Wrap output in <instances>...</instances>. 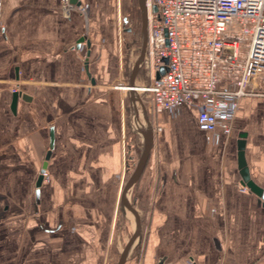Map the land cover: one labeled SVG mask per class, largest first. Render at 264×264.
<instances>
[{"label":"crops","instance_id":"obj_1","mask_svg":"<svg viewBox=\"0 0 264 264\" xmlns=\"http://www.w3.org/2000/svg\"><path fill=\"white\" fill-rule=\"evenodd\" d=\"M0 2V264H112L133 233L124 240L117 228L143 145L141 107L126 89L142 39L125 74L120 0H78L83 11L61 0ZM147 48L138 87L149 82L139 74ZM13 90L30 98L14 112ZM137 96L153 133L133 185L144 210L134 203L139 263L264 264V208L237 165L242 139L249 179L264 189V96L241 99L230 133L211 141L196 108L169 117Z\"/></svg>","mask_w":264,"mask_h":264},{"label":"built area","instance_id":"obj_2","mask_svg":"<svg viewBox=\"0 0 264 264\" xmlns=\"http://www.w3.org/2000/svg\"><path fill=\"white\" fill-rule=\"evenodd\" d=\"M145 6L149 82L138 91L169 117L182 107L196 108L197 128L207 141L217 132L227 136L240 100L264 96V0H145ZM164 59L167 70L156 79Z\"/></svg>","mask_w":264,"mask_h":264},{"label":"water","instance_id":"obj_3","mask_svg":"<svg viewBox=\"0 0 264 264\" xmlns=\"http://www.w3.org/2000/svg\"><path fill=\"white\" fill-rule=\"evenodd\" d=\"M137 1V6L139 9V15H140V33H141V51L139 56L135 58L133 63L131 64V67L129 69L128 73V84L126 86V89L130 92V94L136 99V101L140 104L141 107V112H142V121H141V128L140 131L142 133L143 137V145L142 149L140 152V155L138 157V160L134 166L133 171L131 172L130 176L128 177L122 192L120 194V201L122 205L131 213V215L134 218V230L132 235L127 239V241L124 243L122 248L120 249L115 264H125L126 260L132 251V249L137 245L138 240L140 238V230H141V221H140V216L138 213L137 208L134 205V202L129 197V191L133 187V185L139 180L141 177L144 168L146 166L147 160L150 155V151L152 148L153 144V133H152V126L148 120V117L146 115V111L144 109V106L141 104L140 99L137 96V92L139 90L138 86H135L134 84V77L137 73V71L140 69L141 63L144 59V54L148 45V11L145 6V0H136ZM70 5H75L79 6L78 0H69ZM152 13H157V7L154 5L152 7ZM123 22H126V19L123 20ZM164 36H166V32L164 30ZM165 45H167V42H165ZM78 47V46H77ZM88 57V54H87ZM164 66L161 67L155 74V78L158 79L160 76H162L166 72V64H167V59L163 60ZM87 65L88 62L85 61L84 63V69L87 71ZM21 100H29L30 98L25 95L21 94V92H13L12 94V102H11V110L14 112L16 108V103L18 99ZM53 146V135H52V130H50V136H49V150L46 152L45 158H44V163L41 168L40 175L38 176L36 183H35V203L38 204L39 201V191L38 189L40 188L42 184V173H44V169L46 168V163L50 158L51 155V150ZM237 165L239 169V174L241 177L242 182L245 184L247 187L248 191L255 195L258 199V203L260 206L264 208V189H261L254 185L248 175V170L246 168V164L244 161V140L239 139L237 142ZM158 264H162V261H159Z\"/></svg>","mask_w":264,"mask_h":264},{"label":"rangeland","instance_id":"obj_4","mask_svg":"<svg viewBox=\"0 0 264 264\" xmlns=\"http://www.w3.org/2000/svg\"><path fill=\"white\" fill-rule=\"evenodd\" d=\"M120 11H121V18L126 19V24L124 25V28H128L129 32L125 33L122 32V43H123V57L125 61V74H127L128 67L130 65V62L133 60V58L138 54L140 50V15H139V9L137 6L136 0H120ZM122 24V22H120ZM139 74L143 77L144 82L149 81L147 76V70L146 68H143ZM140 76V77H141ZM261 91L264 92V84L261 85ZM139 151H136L135 153V163L138 159ZM136 188V185L131 189L130 192V199L132 202L136 204V207L140 211L141 215V203L136 200V194L134 193ZM144 213V210H142ZM134 227V219L132 215L126 211L125 214H121L119 216V223H118V236L121 239L126 240L132 233ZM142 238L140 237V240L137 243V251H134V254L128 259V263L125 264H140V254L142 250ZM138 252V253H137ZM139 254V255H138ZM117 258V257H116ZM116 258H114L113 263L115 264Z\"/></svg>","mask_w":264,"mask_h":264}]
</instances>
